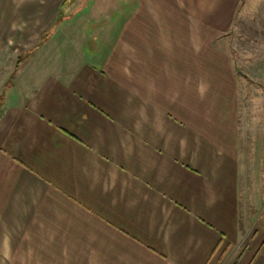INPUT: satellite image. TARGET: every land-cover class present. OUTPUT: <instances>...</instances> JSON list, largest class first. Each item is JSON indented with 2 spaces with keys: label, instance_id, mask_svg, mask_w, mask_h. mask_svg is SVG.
Here are the masks:
<instances>
[{
  "label": "crops",
  "instance_id": "obj_1",
  "mask_svg": "<svg viewBox=\"0 0 264 264\" xmlns=\"http://www.w3.org/2000/svg\"><path fill=\"white\" fill-rule=\"evenodd\" d=\"M240 2L135 0L19 71L0 109V264H264V231L242 241L223 44Z\"/></svg>",
  "mask_w": 264,
  "mask_h": 264
},
{
  "label": "rangeland",
  "instance_id": "obj_2",
  "mask_svg": "<svg viewBox=\"0 0 264 264\" xmlns=\"http://www.w3.org/2000/svg\"><path fill=\"white\" fill-rule=\"evenodd\" d=\"M135 4V0H0V94H6V84L19 81L23 67L42 64L48 69L59 48L78 50L83 36L101 31L105 14H130L138 11ZM52 30L57 33L41 46L42 53L33 51L30 56L40 38ZM230 32L223 44L241 81L239 131L248 204L242 241L247 245L255 232L264 231V0H241Z\"/></svg>",
  "mask_w": 264,
  "mask_h": 264
},
{
  "label": "trees",
  "instance_id": "obj_3",
  "mask_svg": "<svg viewBox=\"0 0 264 264\" xmlns=\"http://www.w3.org/2000/svg\"><path fill=\"white\" fill-rule=\"evenodd\" d=\"M61 17H63V15L61 16H58V18L60 19ZM59 22H60V20H59ZM54 30V29H53ZM49 31L48 32V34H46V35H43L41 38H40V40H39V42H38V44H37V46H35L33 49H31V54H30V56L32 55V53H33V51H35L36 49H38L41 45H43L46 41H47V39L49 38V36L54 32V31ZM18 62H17V68H19V66L21 65V63H22V61H23V59H18L17 60ZM11 85H13V82L11 83V84H6V87H5V89L7 90ZM5 90V91H6ZM4 95H5V92L4 93H2V94H0V109L2 108V106H3V104H4Z\"/></svg>",
  "mask_w": 264,
  "mask_h": 264
}]
</instances>
